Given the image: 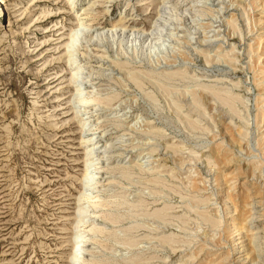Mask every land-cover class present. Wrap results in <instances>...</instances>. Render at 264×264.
Segmentation results:
<instances>
[{
  "label": "rangeland",
  "instance_id": "374dc122",
  "mask_svg": "<svg viewBox=\"0 0 264 264\" xmlns=\"http://www.w3.org/2000/svg\"><path fill=\"white\" fill-rule=\"evenodd\" d=\"M93 1L0 2V264H264V0Z\"/></svg>",
  "mask_w": 264,
  "mask_h": 264
},
{
  "label": "bare ground",
  "instance_id": "6f19581e",
  "mask_svg": "<svg viewBox=\"0 0 264 264\" xmlns=\"http://www.w3.org/2000/svg\"><path fill=\"white\" fill-rule=\"evenodd\" d=\"M78 2V0H70V4H72V2ZM96 1V0H95ZM95 1H93V2H91L90 3V5H87V7H85V6H83L82 7V11L83 12H85V11H87V10H89L91 7H92V5L94 4V2ZM129 1V0H128ZM0 2H1V0H0ZM182 2L183 1H179V0H161L159 3H161L160 4V7L161 8H167V9H169V10H171V11H174V12H178V14L180 15V13H182L184 10L186 11V9H180L181 7H182ZM141 3V2H140ZM168 4V5H167ZM142 5V4H141ZM171 6L173 7V8H171ZM178 7H179V9H178ZM160 9V8H159ZM167 9H166V11H167ZM177 9V10H176ZM0 11H1V9H0ZM160 11V10H159ZM158 11V12H159ZM171 11H168V12H171ZM83 12L82 13H80V11L79 12H77L76 13V16L74 17V19H76V23H75V28L74 29H70L71 30V32H70V37H69V40L64 44V47H63V49H64V53H66V61H68V62H70L72 59L74 60V59H76V52H74L73 50H71V48H72V46H73V41H76V40H78L79 39V35H80V33H79V31L81 30L82 31V28H80L81 26H83V23H82V20H83V17H82V14H83ZM173 12V13H174ZM175 13V14H176ZM184 13V12H183ZM162 14L163 13H157V19H155V21L154 22H152L153 24H155V23H157V21H158V19H160V17H162ZM185 14V13H184ZM177 15V14H176ZM178 16V15H177ZM164 18V17H163ZM177 18V17H176ZM178 19V18H177ZM174 20H175V18H174ZM164 21V20H163ZM159 22V21H158ZM170 22V21H169ZM229 22L231 23V21L230 20H228L227 21V23L229 24ZM119 23H121L120 21L119 22H117V23H115V24H113V25H111V27H107V29H104V30H107L109 33L110 32H114V30H116V29H114L115 28V26L116 25H119ZM123 23V22H122ZM121 23V24H122ZM164 24H166V22H164ZM168 24V23H167ZM154 26V25H153ZM159 27V26H158ZM155 29V28H154ZM153 29V30H154ZM103 30V29H102ZM102 30H100L99 32H102V34L104 33ZM118 30V29H117ZM152 30V31H153ZM87 31V30H86ZM95 31V30H94ZM130 31V30H129ZM150 31V30H149ZM157 31V30H156ZM95 33V32H94ZM130 33L131 34H142V32L141 31H136V30H131L130 31ZM154 32H151V35L153 34ZM159 33V32H158ZM100 34V33H99ZM98 33H97V35H99ZM115 34V33H114ZM160 34H162V33H160ZM159 34V35H160ZM100 36V35H99ZM98 36V37H99ZM149 36V35H148ZM74 71L72 72V74H71V80H72V82L75 84V86H78L77 88H76V91H75V93H74V96H75V100L77 101V102H84V103H87L88 101H86L85 99H83V98H80L79 96V94L82 92V90H81V92H80V88L81 87H84L85 86V83L79 78L81 75H79V74H83V73H85L86 75L90 72V71H84V68L83 67H81V66H77V67H75V69H73ZM102 70H104V69H102ZM91 104V103H90ZM77 105H78V103H77ZM81 105V104H80ZM91 111H92V109L91 108H89V107H87V106H81V107H79V105H78V110H76L74 113H79V115H81L82 116V119L81 120H83L82 121V125L83 126H85L86 125V121H84L85 119L87 120L88 118H89V116H85V114H88V113H91ZM83 116H85L84 118H83ZM80 133H82V130L80 131ZM93 135H81L82 137H81V139H80V142H82V143H85V148H84V151H83V155H85V163H84V171H83V174H82V179H81V183H83V186H85V185H88V184H93L94 183V179H96V176H94V175H92V174H90L89 175V172L87 173V168L88 167H90L92 164H91V162L90 161H93L92 159H90L89 158V155H92V154H94L95 152H96V149L97 148H99V147H101V146H103L102 144H100V142H101V140H100V137H101V135H97V133H92ZM99 134V133H98ZM100 149V148H99ZM98 150V149H97ZM93 156V155H92ZM86 164H88L87 166H86ZM84 195L85 194H83V193H79L78 194V196H77V198H76V205L74 206V209L76 210L75 212H73V213H80V211L83 209V207H81L80 206V202L82 201V199H83V197H84ZM82 212V211H81ZM77 217V216H76ZM75 217V218H76ZM249 220V219H248ZM245 227H248V223H247V218H242V220L241 221H233V223H232V232H234V236H236V235H240L239 237H237L236 238V243H234L233 245H236V247L235 248H237V249H241V251L243 250V245H241V243L243 242L242 241V239H241V241L239 240L240 238H246V235L247 234H244L245 233V231H247V229L245 228ZM255 234V233H254ZM253 235V234H252ZM75 239H78V236H77V234H76V232L73 234V238H70V242H73V245L76 243H78L79 241H75ZM248 239V241H250L251 242V239H252V237L250 236V238H247ZM234 241V240H233ZM246 241V240H245ZM77 246L78 245H74V246H72V251H71V253H70V256H69V261H70V264H78V263H76V261H78V248H77ZM74 247V248H73Z\"/></svg>",
  "mask_w": 264,
  "mask_h": 264
}]
</instances>
